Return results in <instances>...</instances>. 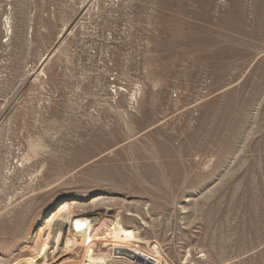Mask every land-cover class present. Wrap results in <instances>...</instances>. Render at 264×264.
I'll return each instance as SVG.
<instances>
[{
	"label": "rangeland",
	"instance_id": "rangeland-1",
	"mask_svg": "<svg viewBox=\"0 0 264 264\" xmlns=\"http://www.w3.org/2000/svg\"><path fill=\"white\" fill-rule=\"evenodd\" d=\"M64 204L264 264V0H0V264Z\"/></svg>",
	"mask_w": 264,
	"mask_h": 264
},
{
	"label": "bare ground",
	"instance_id": "bare-ground-1",
	"mask_svg": "<svg viewBox=\"0 0 264 264\" xmlns=\"http://www.w3.org/2000/svg\"><path fill=\"white\" fill-rule=\"evenodd\" d=\"M72 209L64 204L55 220L41 216L31 222L25 234L29 251L12 264H53L65 250L72 254L78 246L81 254L73 253L69 264H173L162 245L145 239L120 211L98 209L73 217Z\"/></svg>",
	"mask_w": 264,
	"mask_h": 264
}]
</instances>
